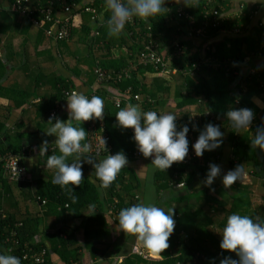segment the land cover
I'll return each instance as SVG.
<instances>
[{
  "label": "crops",
  "instance_id": "crops-1",
  "mask_svg": "<svg viewBox=\"0 0 264 264\" xmlns=\"http://www.w3.org/2000/svg\"><path fill=\"white\" fill-rule=\"evenodd\" d=\"M92 1L94 2V0ZM85 2H87V0L81 1L82 4ZM236 2L242 5L245 4L250 7H255L257 10L255 16L256 20L262 22V28L264 29V2H260V0H235V3ZM11 3L12 2L8 0H0V6L2 7H6ZM81 3H77L78 6L71 15V25L72 19L76 20L84 13L90 14L93 19L92 13L84 11ZM229 3L232 4V0H228V4ZM100 4H105V0H100ZM96 9L97 14L95 19H101L102 13H99L98 8ZM29 21L32 25L26 26L24 23L17 25L16 22H11L9 20L0 25V62L6 66V72L0 77V85L2 84L0 86V112L6 109L11 110V115L6 123V129L10 131L14 130L16 124H20L22 120L24 121V125L21 127V133L25 141L24 148H27V150H23L21 154L15 155L21 157V163L26 166L29 173L32 175L31 181L24 183L12 182L3 178L5 179V184L4 186H0V208L3 211L17 214L37 213L41 211V207L44 206L37 200V197L44 201L40 192L44 184L52 179L53 176V170L44 165L47 156L54 153L58 154V150L56 149L52 153L40 156L38 153L39 146L44 140H47L49 145H55V136L46 134L50 126L47 121L52 112H55V116L62 121L67 120L66 99L72 92L82 93L88 97L93 95L101 97L104 102L103 115L112 111L113 106L116 107L114 100L120 97H122L121 104L123 108L128 105H135L142 111H148L150 109H145L146 107L143 105L146 104L148 100L150 101V99L160 101L165 91L167 97L165 100L162 99L164 102L161 104L160 114L172 112L176 114V119H178L195 109L193 105L190 106L188 104L183 105L178 103L179 98H176V87L179 85V80H182L178 75L158 73L150 65L141 68V73L139 72L136 77L138 91H133L135 95H138L136 99L132 98V91L124 96L126 89L130 88V84L127 81L128 79L122 80V82L111 81L107 83H97L93 70L96 66L100 69H103V67L95 64L96 60L94 56L97 50L96 45L91 44L89 41L87 44L78 39L62 43L61 41L48 38L44 32L43 37L39 41V34L37 33V29L34 28L37 26L32 23L31 19H29ZM184 34V40L189 41L193 46L198 47V50H201L205 39L200 43V39L196 38L195 41H192L187 32H184ZM230 36H232V38H230ZM11 37L12 39L10 40ZM235 37L236 36L222 32L220 36L217 34L216 36H212V38L206 39L207 42L205 41V44H211L214 41L221 40L222 42H226V46H229V43L233 38L235 39ZM36 39L38 41H36ZM124 48V45L119 44V42L116 43L111 48V58L113 60H121L124 58ZM38 53L43 55L40 56ZM48 57H52V59L55 58L53 66L55 68V75L69 78L74 84V89L71 91V94L57 102H51L47 99L51 94H49L50 92L47 88L41 85H44L46 79H43L42 76L38 78L39 65ZM247 61L248 58H245L242 62V65L246 66V71H244V73L247 72V68L249 69L250 65L259 66L261 64L260 58L255 60L256 63L252 61L251 64H248ZM10 63L16 66L15 70H13V67L10 69ZM131 67H133L132 64L126 69H130ZM40 86L41 88H39ZM36 89L39 90L40 96H46V101H43V106L32 108L30 104L40 101L39 96L34 97V94L38 93ZM26 94L28 96H34L31 97L29 101H27V97L25 102V99L21 100V95ZM250 101L259 117L263 113V116L258 118L259 120H263L264 100L255 98L254 96ZM143 102L144 104H142ZM47 113L49 115H47ZM196 116V114L190 115L185 120V123L192 125L194 128V122L197 120ZM100 121L105 124L104 117L102 119L82 121L81 124L73 122L75 126H81L86 131L85 140L81 142L82 145L91 142L92 138L89 136V126L92 123L98 125ZM109 121L111 125H113L112 128L114 131H117L116 134L118 137H125L124 134L121 135L123 129L116 126L115 119L113 120L110 118ZM53 123H55V120H53ZM127 129L129 130L130 128ZM130 153L131 152L126 155L128 163L125 166V170L129 169L133 172L132 175L137 178L138 187L136 189L133 188L134 184L130 182V177L132 178V176L129 173H124V170H121L122 173H120V171L117 174L116 181H118V184L123 182L125 189L133 188V190H131L138 198L139 203L152 204L165 211L172 209L175 227L168 238V248L163 250L165 253L177 254L180 249H184L183 247L186 246L187 243L193 244L199 247L203 253L209 254L207 264H219V260L224 255L236 258L234 253L221 250L218 246L221 238L218 232L222 231L227 216L232 213H239L249 216L259 215L264 219V178L254 177L250 171L242 170L239 179H242V181L238 180L227 187L222 183V176L226 173L225 169L229 165L228 159L234 158V154L236 153L229 142L225 143L222 156H216L215 164L220 167V175L214 178L210 186H205L204 184L207 172L206 168V170H203L204 168H196V165H188L192 170H186L183 174L176 172L173 179L179 180L176 182L170 180L167 183L159 179L161 170L155 168L152 164V156L135 158ZM112 154H114L113 148ZM76 155L77 154H74L73 157H69L66 162H71ZM78 155L82 162L83 175L81 184L86 179L94 181L100 191L102 203L96 206L94 215H87L88 212H86L82 220L75 221L59 217H50L48 214L45 215V213L41 211L43 225L40 230L42 233L35 235L34 239L38 242L42 239L43 242H45L47 247L46 250L49 253V262L63 264L55 249L62 250V252L64 251V247L58 242L70 232L83 244L82 248L79 250L82 257L76 264H119L125 257L132 254H138L152 260H160L161 255L145 250L134 234L118 231V221L115 222L114 216L108 214L111 205L114 204L107 201L110 190L109 188L104 189L98 186L99 181H95V173L94 170H92V166L83 162L84 159L88 157L100 158L99 160L101 161L106 158L107 155L104 154L97 157L90 154L89 151L86 153L81 152ZM207 157H209V155ZM244 173L245 175L242 176ZM121 174L123 175L121 176ZM145 182H148L150 189L146 188L144 185ZM158 186H161V188L158 189ZM121 192L120 189L117 190V195H121ZM86 220H89V228L95 232L109 231L113 243L110 244L106 250H102L100 247H84L85 244L83 243V239L85 230L83 222L85 221L86 223ZM178 237H183V244L177 240ZM101 253L102 255H100ZM213 255L220 257L218 262H212L211 256Z\"/></svg>",
  "mask_w": 264,
  "mask_h": 264
},
{
  "label": "trees",
  "instance_id": "trees-1",
  "mask_svg": "<svg viewBox=\"0 0 264 264\" xmlns=\"http://www.w3.org/2000/svg\"><path fill=\"white\" fill-rule=\"evenodd\" d=\"M8 1L13 2L14 0ZM71 1L80 4L82 0ZM89 1L90 0H87L84 4L81 3V5L85 6ZM218 1L220 4H223L220 14L222 17L225 15V19H223V21H221L217 26L206 27L204 34L201 36H196L193 33L189 34L185 26V20L177 16L176 7L170 6V0H165V3L163 4L164 9H162L158 16L151 17L146 20L135 18L132 25L125 24V27L119 36L110 37L107 35L106 30V21L110 13L105 10V4L101 5L100 0H94L93 7L98 8L99 13H102V15L100 14L102 18L92 19L90 14L84 13L78 19H72V25L70 27L68 37L69 39L65 38L61 40V42L64 43L73 39H78L81 42L88 44L89 41L91 44L96 45L97 50L95 51L94 56L96 60L95 64L100 65L108 72L124 71L130 64H132L133 67L129 69L131 77L127 80L133 94L132 98H134L135 95L133 91H138V83L136 81L137 75L139 74L141 68L148 67L147 65L139 63V54L145 50L144 48L148 41L157 43L160 51L164 52L165 56H171L167 61V64L171 69L174 68L176 70L175 74L182 79L179 80V85L176 87V98H179L178 103L183 105L188 104L190 106L193 105L195 107V109L191 112L186 113L182 117L175 120L177 130H179L181 126L187 125L189 128L188 132L194 137H197L199 132L203 130L204 125L208 123L217 125L224 133L223 142L215 150L207 151L206 155H209L207 158L211 157L210 159L215 160L217 157H221L225 143L229 142L233 146L236 153L234 154V158L228 159V167L235 168L239 166L242 170L250 171L254 177L264 178V152H261L258 148L253 149L250 145L251 136L255 135L257 126L264 121V119H258L263 116V113L259 117L250 101L254 96L255 98L264 100V70L259 72L261 81H256L255 79H250L247 72L244 73V71H246V66L242 65L245 58H248V64H251L252 61L256 63L255 60H257V58H260V62L264 63V29L259 26V21L256 20L255 17L256 15H253L256 14L254 12H257L255 7H250L245 4L241 5L243 15H241V18H236L232 15V13L233 11L238 10V7L240 6L239 3L236 2V4L235 0H232V4H228V0ZM31 6L32 5H30V7ZM188 6L190 7H186V9L191 14L195 15L196 20H198L202 6H204V0H197L194 5L188 4ZM212 7H215L214 3H212ZM7 20L16 22L17 25L24 23L28 26L31 24L27 15L25 16L18 13L12 14L6 10H1L0 25ZM34 28L37 29V33L39 34L38 39L40 41L44 35V31L42 28ZM235 28H238L239 32H233ZM221 30L225 31L227 34L236 36L235 39L233 38V40L229 43V46H226V42H222L221 40L214 41L211 44H205L207 42L206 39L212 38V36H216L217 34L220 36V34H222ZM184 32L188 33L192 41H195V39L198 38L201 43L203 42V39H205L201 50H198V47L193 46V44L189 41L184 40ZM230 38H232V36H230ZM36 41L38 40L36 39ZM176 41H178L180 46H184L183 50L180 52H176L174 49V42ZM118 42L125 47V57L121 60H113L111 58V48ZM38 55L42 56L43 54L38 53ZM54 59H52V57H48L47 59L45 58V60H43V62L39 65L38 73V78H41L42 76L43 79H46L44 81V85H41L42 87L44 86L47 88L50 92L49 94L51 95L48 96L47 99L51 102H57L65 98L67 95L71 94V91L74 89V84L71 79L55 75V68L53 67L55 63ZM9 65L10 69L11 67H13V70L16 69L15 65L13 66L11 63ZM252 66L253 65H250L249 69H256L258 67L256 65ZM97 68L98 66H96L93 70L95 76ZM249 69L247 68V70ZM5 72L6 66L0 62V77ZM39 88H41V86ZM36 92L38 93L33 96H39L40 101L30 104L32 108L43 106V101L46 99V96H40L39 90ZM164 93L161 96L163 100L167 97V93ZM33 96H28L27 94L21 95V100L25 99L24 101L26 102L27 97V101H29ZM162 99L160 101L150 99V101L148 100L146 104H144L145 101L142 104L146 107L145 109H150L151 111L155 110L157 113H160L161 104L164 102ZM121 108H123L122 104L118 107L113 106L112 111L103 115L105 131L109 136L113 153L115 154L118 151H123L125 155H128L129 152H131L130 154L134 152V143L131 138L130 131L125 128L121 131V135L124 134L125 137H118L116 134L117 131H114L112 128L113 125H111L109 121L110 118L113 120L115 119V113ZM238 108H249L254 112V118L249 130L242 129L240 132H235L231 129L225 113L230 109ZM192 114L197 115V120L194 122V128L192 125L185 123V120ZM10 115V109L0 112V155L6 153L21 154L23 150H27V148H24L25 141L21 133V127L24 125V121L22 120L20 124H16L14 130L10 131L9 129H6V123L9 120ZM47 115L49 114L47 113ZM254 124L256 125L254 126ZM93 159L95 162L100 161V158L94 157ZM196 168H204L203 170L208 169V167L199 166ZM121 170H124V173L131 174L132 178L130 177V182L134 184L133 188L136 189L138 187V183L137 178L132 175L133 172L129 169L125 170V168H122ZM186 170H192V168H189L188 165L177 166L172 164L165 171H160L159 179H162L167 183L170 180H174L176 182L179 179H173L174 174L176 172L183 174ZM120 173H122V171ZM122 175L123 174H121V176ZM51 181L52 179L47 181L40 192L45 201L43 204L44 206L41 207V211L44 212L45 215L48 214L50 217H59L70 221L82 220L84 218V214L88 212L89 204H94L96 207L102 203L100 191L96 183L92 180L86 179L79 186L70 185L73 192H71L68 188H61L58 185H54ZM95 181H98L96 177ZM4 184L5 179H3L0 174V186H4ZM124 186L123 182L118 184V181L115 179L108 187L110 195L107 201L115 204V212L110 214L111 216H114L115 222L118 221L117 218L120 209L139 203L138 198L132 192L133 188L125 189ZM160 188L161 186H158V189ZM119 189L122 191L121 195H117V190ZM73 195L77 198L75 202L71 199ZM41 211L32 214H17L2 211L6 216V224L12 226L7 230V232L15 227V223H21L20 226L14 228L18 234L19 240L22 243L33 240L35 235L42 233L40 230L43 225ZM88 223L89 220H86V223L85 221L83 222L85 230L83 239V243L85 244L84 247H100L102 250H106L108 246L113 243L109 231L95 232L89 228ZM177 240L183 244V237H178ZM58 243L64 247L63 252L62 250L55 249L63 264L79 262L82 257L79 250L82 248L83 244L75 238L73 233H68L64 238L60 239ZM187 244L183 247L184 251L180 249L177 254H169L162 251L160 253V260H152L144 258L138 254H132L125 257L119 264L208 263L209 254L203 253L199 247H196L193 244ZM6 246L11 250H19L20 248L12 244H8ZM38 247L47 249L46 244L42 239L39 241ZM102 253L100 255H102ZM48 256L49 253L46 255L47 260ZM219 258L220 257L215 255L211 256L212 262H218Z\"/></svg>",
  "mask_w": 264,
  "mask_h": 264
},
{
  "label": "clouds",
  "instance_id": "clouds-1",
  "mask_svg": "<svg viewBox=\"0 0 264 264\" xmlns=\"http://www.w3.org/2000/svg\"><path fill=\"white\" fill-rule=\"evenodd\" d=\"M179 2V0H177ZM195 2V0H194ZM264 2V0H260ZM165 0H105V10L110 13L106 21L107 35L117 37L123 31L125 24L132 18L146 20L158 16ZM67 120L62 121L55 114L49 116L50 125L46 134L55 136V146L58 154L47 156L45 167L53 170L52 184L61 188L70 185L79 186L82 181L81 152H88L89 145L81 144L85 140L86 131L81 126L82 121L102 119L104 102L99 96H85L73 92L66 99ZM231 129L235 132L249 130L254 118V112L249 108L230 109L225 113ZM55 120V123H53ZM176 114L156 111H142L135 105H128L115 113L116 126L133 130L132 140L137 150L144 156H152L155 168L165 171L173 162H181L189 150L187 133L189 128L183 125L177 130ZM224 133L217 125L208 123L199 132L192 149L195 156H202L205 151L218 148L223 142ZM100 143L105 146V140ZM250 145L264 152V121L257 126L255 135L251 136ZM48 141L44 140L39 146V154L44 156L48 151ZM77 154L71 162L69 157ZM95 170V177L99 187L108 188L116 179L117 174L127 165V157L123 151L107 155L106 158L95 162L91 157L84 159ZM242 169L237 166L222 176L225 187L237 182ZM220 175V167L209 164L205 186H210L215 177ZM73 202L76 197H71ZM96 210L94 204L88 205V214L93 215ZM118 231L134 234L143 248L154 254H160L168 248V238L174 230L175 221L173 211L157 207L152 204L137 203L120 209L118 212ZM220 235L219 249L234 253L236 258L224 255L219 264H264V219L259 215L249 216L232 213L227 216ZM135 250V249H134ZM0 264H21V258L11 254H0Z\"/></svg>",
  "mask_w": 264,
  "mask_h": 264
},
{
  "label": "built area",
  "instance_id": "built-area-1",
  "mask_svg": "<svg viewBox=\"0 0 264 264\" xmlns=\"http://www.w3.org/2000/svg\"><path fill=\"white\" fill-rule=\"evenodd\" d=\"M170 2V6L176 7L175 9H177V16L185 20V26L189 34L193 33L196 36H201L204 34L206 27L217 26L221 21H223V19H225V15L222 17L220 14V10H222L223 4H220L218 0H204V6H202V10L198 20H196L195 15L191 14L186 9L188 4H195L194 0H179V2H177V0H170ZM212 3L215 4V7H212ZM30 5L32 6L30 7ZM241 5L242 4H240V6L238 7V10H235L232 13V15H234L236 18H241V15H243ZM77 6V3L71 0H14L11 4L7 5L6 7L0 6V11L6 10L11 13H18L25 16L27 15L34 25L43 28V31L48 38H51L55 41H61L69 37L71 25L70 19L72 17L71 15L73 14ZM83 10L86 12H91L93 18L96 17L97 9L93 7L92 0L89 1L87 5L83 6ZM134 21L135 18H132L126 24L132 25ZM258 24L260 27H262V22L259 21ZM221 32L225 31L221 30ZM233 32H239V29L235 28ZM183 48L184 46H180L178 41L174 42V49L176 50V52L182 51ZM144 49L145 50L140 52L138 57V61L140 64L150 65L158 73L161 74L176 73V70L174 68L171 69L167 64V61L170 59L171 56H165L164 52L160 51V48L157 43L148 41ZM262 70H264V63H261L256 69L247 70V74L249 75L250 79L261 81L259 72H261ZM130 77L131 74L129 72V69H126L124 71L108 72L107 70L97 68L95 80L97 83H107L110 81L127 80ZM129 93H131V88L126 89L124 96L128 95ZM121 98L122 97L115 98L114 100L115 105L117 107L121 104ZM134 98H138V95H134ZM52 114H55V112H52L51 115ZM255 125L256 124H254V126ZM88 130L89 136L92 138L91 142L88 144L89 153L97 157L102 156L104 154L111 155L112 146L110 145L109 137L105 131V124L102 121H100L98 125L96 123H92L89 126ZM129 131L131 133L132 138L133 130L130 128ZM101 138L105 140V146L100 143ZM196 138L197 137H194L191 133H187V139L189 140L188 153L183 161L173 162L174 165H196L199 167H208L209 164H215L216 160L207 158L206 151L203 153L202 156H195L191 146L195 142ZM133 143L134 152L132 153V156L135 158H142L143 155L137 150L134 141ZM55 150V145H49L48 151L45 153V155L52 153ZM20 158L21 157L19 155H15L12 153L0 155V174L3 178L17 183L31 181L32 175L29 173L26 166L21 163ZM232 169L234 168L226 167L225 170L227 172ZM244 175L245 173L242 174V176ZM37 200L44 204V201L41 200V198L37 197ZM114 208L115 204H112L108 211V214H113L115 212ZM2 211L3 210L0 208V254L15 255L21 258V264H54L47 260V250L46 248L38 247L39 242L37 240L33 239L25 243H22L19 240L18 234L14 228L20 226L21 223H15V227H13L9 232H7V230L12 226L6 224V216L5 214H3ZM8 244H12L20 248L19 250H11L9 247L6 246ZM76 263L77 262H72L71 264Z\"/></svg>",
  "mask_w": 264,
  "mask_h": 264
},
{
  "label": "rangeland",
  "instance_id": "rangeland-1",
  "mask_svg": "<svg viewBox=\"0 0 264 264\" xmlns=\"http://www.w3.org/2000/svg\"><path fill=\"white\" fill-rule=\"evenodd\" d=\"M239 181H242V179L239 180ZM144 185L146 186L147 189H148V188L150 189V185L148 184V182H145ZM117 241H118V240H117ZM118 242H119V241H118Z\"/></svg>",
  "mask_w": 264,
  "mask_h": 264
}]
</instances>
